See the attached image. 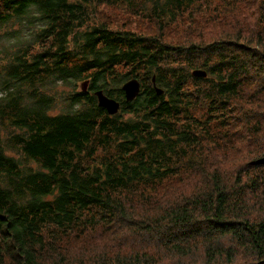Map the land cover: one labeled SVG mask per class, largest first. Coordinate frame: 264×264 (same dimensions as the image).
<instances>
[{"label":"trees","instance_id":"1","mask_svg":"<svg viewBox=\"0 0 264 264\" xmlns=\"http://www.w3.org/2000/svg\"><path fill=\"white\" fill-rule=\"evenodd\" d=\"M1 45L0 264H264V0H0Z\"/></svg>","mask_w":264,"mask_h":264},{"label":"water","instance_id":"2","mask_svg":"<svg viewBox=\"0 0 264 264\" xmlns=\"http://www.w3.org/2000/svg\"><path fill=\"white\" fill-rule=\"evenodd\" d=\"M195 76H204L206 73L202 69H195L192 71ZM87 81L82 82V89H85ZM152 83L157 94L162 92V89L155 85L154 76H152ZM140 81L136 77L129 78L121 84V90L123 91L125 101H131L140 92ZM98 106L105 108L107 113L113 114L118 111L120 102L111 96H108L101 89L94 91ZM252 163H264V157H259L252 161Z\"/></svg>","mask_w":264,"mask_h":264},{"label":"rangeland","instance_id":"3","mask_svg":"<svg viewBox=\"0 0 264 264\" xmlns=\"http://www.w3.org/2000/svg\"><path fill=\"white\" fill-rule=\"evenodd\" d=\"M27 30H28V27H25V24H23V28L19 31L18 36H22V35H24V34L27 32ZM9 45H10V44H9ZM0 47H2V45H1ZM82 82H83V81H80V82L78 83V86H80L81 89H82ZM87 84H88V83H86L85 89H86V87H87ZM85 89H83V90H85ZM102 248H104V247H103V246H97V247H96L97 251H99V250L102 249Z\"/></svg>","mask_w":264,"mask_h":264},{"label":"bare ground","instance_id":"4","mask_svg":"<svg viewBox=\"0 0 264 264\" xmlns=\"http://www.w3.org/2000/svg\"><path fill=\"white\" fill-rule=\"evenodd\" d=\"M121 55V54H120ZM116 57V56H115ZM121 58V57H120ZM110 70V69H109ZM259 185V184H258ZM262 185V184H261ZM258 191H259V189H258ZM232 225V224H231ZM234 225V224H233ZM241 229V228H240ZM234 239V238H233ZM223 241H224V239H223ZM234 242V241H233ZM235 243V242H234ZM231 244V243H230ZM236 247V246H235ZM231 249V248H230ZM237 261V260H236Z\"/></svg>","mask_w":264,"mask_h":264}]
</instances>
